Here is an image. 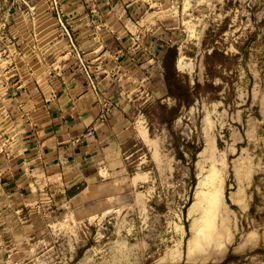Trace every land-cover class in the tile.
I'll return each mask as SVG.
<instances>
[{"label": "rangeland", "instance_id": "obj_1", "mask_svg": "<svg viewBox=\"0 0 264 264\" xmlns=\"http://www.w3.org/2000/svg\"><path fill=\"white\" fill-rule=\"evenodd\" d=\"M61 93L101 108V181L0 182V264H264V0H0V158ZM208 175L219 209L190 216Z\"/></svg>", "mask_w": 264, "mask_h": 264}, {"label": "crops", "instance_id": "obj_2", "mask_svg": "<svg viewBox=\"0 0 264 264\" xmlns=\"http://www.w3.org/2000/svg\"><path fill=\"white\" fill-rule=\"evenodd\" d=\"M92 99L89 95L72 99L67 93L58 94L28 128H17L19 140L10 148L11 154L0 158V182L6 193L33 199L34 194L39 196V186L46 181L55 184L64 180L69 194L74 190L82 194L98 187L102 168L97 164L95 146L88 134L103 120L101 108ZM109 112L115 123L106 138L121 141L120 134L126 128L120 126L122 121L114 110ZM112 146L110 143L109 147ZM104 152V156L112 153Z\"/></svg>", "mask_w": 264, "mask_h": 264}, {"label": "trees", "instance_id": "obj_3", "mask_svg": "<svg viewBox=\"0 0 264 264\" xmlns=\"http://www.w3.org/2000/svg\"><path fill=\"white\" fill-rule=\"evenodd\" d=\"M176 51L177 50L175 48H170L168 50V52L166 53V55L164 57L162 68H163V74H164V84L167 87V91H168L167 97L172 98L173 100H176L178 102V101L182 100V97L177 95L179 92H183L184 93L183 96H185L186 98H189V97L193 98L194 93H191L192 91L189 92L190 88L188 89L187 87L184 86L185 84H184L183 80L181 81V79H180L182 76L179 73H177L173 67L174 60L176 58ZM213 55L215 57L219 56V54L217 52L213 53ZM220 57L223 58L225 56L223 54H221ZM212 58H213V56L208 57V59H212ZM210 71H211V69H209V72ZM195 87H196L195 90L200 89L201 85L196 84ZM174 91L177 94H175ZM164 107H165V105H164Z\"/></svg>", "mask_w": 264, "mask_h": 264}, {"label": "bare ground", "instance_id": "obj_4", "mask_svg": "<svg viewBox=\"0 0 264 264\" xmlns=\"http://www.w3.org/2000/svg\"><path fill=\"white\" fill-rule=\"evenodd\" d=\"M183 59V58H182ZM179 59L178 64L183 67V60ZM204 154V153H202ZM210 175L205 176L204 179L201 180L198 191L196 193V198L194 204L190 208V216L195 214L201 207H206L210 210V212H217L220 205L221 200V192L217 188H212L213 185L210 183ZM209 212V211H208ZM215 215L214 213H211ZM197 241V236L194 234L193 238L189 243V251L192 249L193 245Z\"/></svg>", "mask_w": 264, "mask_h": 264}]
</instances>
